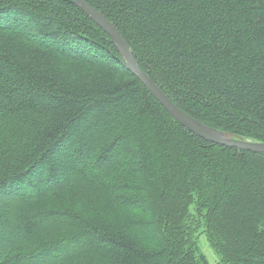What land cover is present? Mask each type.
Masks as SVG:
<instances>
[{"label": "trees", "instance_id": "trees-1", "mask_svg": "<svg viewBox=\"0 0 264 264\" xmlns=\"http://www.w3.org/2000/svg\"><path fill=\"white\" fill-rule=\"evenodd\" d=\"M19 1L0 0V197H12L0 209V264L60 254L65 264H212L200 228L215 264H264V153L183 127L72 0L89 28L64 18L69 8ZM86 1L179 108L264 142V0ZM192 96L211 110H193ZM131 106L134 118L112 129ZM66 189L81 211L40 210L38 198Z\"/></svg>", "mask_w": 264, "mask_h": 264}, {"label": "water", "instance_id": "water-1", "mask_svg": "<svg viewBox=\"0 0 264 264\" xmlns=\"http://www.w3.org/2000/svg\"><path fill=\"white\" fill-rule=\"evenodd\" d=\"M84 13L87 14L101 29L106 32L117 48L121 62L132 71L162 104L169 114L186 129L208 142L232 148L247 150L255 153H264V142H252L237 137L232 133L211 127L175 104L163 90L139 66L128 41L124 38L114 23L101 11L90 5L86 0H72Z\"/></svg>", "mask_w": 264, "mask_h": 264}, {"label": "rangeland", "instance_id": "rangeland-1", "mask_svg": "<svg viewBox=\"0 0 264 264\" xmlns=\"http://www.w3.org/2000/svg\"><path fill=\"white\" fill-rule=\"evenodd\" d=\"M8 1H11V2L14 1V2H18L20 4H24L22 1H19V0H8ZM29 1H30V4H32L36 8V10L38 12H40V10L44 6L46 8H52L55 11L56 10L60 11V9H68L69 8V9L72 10V12H70L71 13L70 15L69 14H65L64 18H66L69 21H72L70 16L72 14H75V15L80 16L82 18V20H83L82 23L84 25L86 24L84 22L85 21V17L82 15V13H79L80 15L76 14L77 10L74 9L73 7H71L70 4L64 2L63 0H29ZM37 5H40V6H37ZM42 11H43V9H42ZM114 14L117 15L119 13H118V11H115ZM57 16H60V14H57ZM72 22H74L75 24L81 23L80 21H78L79 23H77V21H72ZM85 26H87V28H89L88 25H85ZM92 31L95 33V30L92 29ZM192 97H193L192 101H190V100L188 101V99H185L184 101H185V103L187 105H190L193 108V110L197 111L198 104H199V102L197 101L198 98H194V96H192ZM199 107H202V105H200ZM198 109H200V108H198ZM210 110H211L210 108L202 107L201 111L208 112ZM136 111L137 110L134 108V106H131L130 112H128L125 115H123V117H121L117 122L111 124V128L112 129H116V131L120 130L122 128L125 120L134 118V114L136 113ZM217 111H218V113H220V116L222 118L228 117L226 115V113L223 112V110H217ZM168 114H169V112H168ZM171 124H172V127L173 126L177 127L174 123H171ZM111 128H109V129L107 128V129L104 130V132H103L104 136H108L110 134V131L112 130ZM205 141H207V140H205ZM204 146H205L204 143L203 144L201 143L199 145L200 148H204ZM137 151H138V149H136V152ZM224 169H222V170H224ZM64 172H65V170H63L62 173H64ZM37 184L42 190L45 187V184L42 183L41 181H38ZM11 198L12 197L10 195H9V197L7 199L5 198V200H4V197H0V209H3L4 207H6V205L10 204V199ZM36 203L39 205L40 210H43V211H46V210H57V209H63V208L64 209L77 210V211H81L82 210V207H81L80 203H78V200H76V196L74 194H72L71 192H69L67 189L66 190H62V191L48 192L46 195L38 198ZM195 209L196 208H195V205L193 203L190 206V211H191L193 217H194ZM6 212H8V211L6 210ZM193 221H194V219H193ZM60 225H62V223L58 224L57 226H60ZM8 235H10L9 238H10V240H12L13 238H15L17 236V233L12 229V230L9 231ZM57 239H59V238H57ZM35 241H36L37 245L40 246V245H43L46 242V239H36ZM32 244L30 245V248H31ZM1 249H2V246H0V251H1ZM198 249H199L200 253L205 255V257H206V259H207V261L209 263L215 264V263L218 262V260H219L218 256L219 255L216 253L215 249H213V247H212V245H211V243L209 241L208 235L205 233L203 228H200L198 230ZM60 255H56L54 257L55 259L51 262V264L64 263V261H62L64 259L61 258L62 255L61 256ZM25 257H27V256H25ZM67 260H69V258H67ZM45 264H47V263H45Z\"/></svg>", "mask_w": 264, "mask_h": 264}]
</instances>
